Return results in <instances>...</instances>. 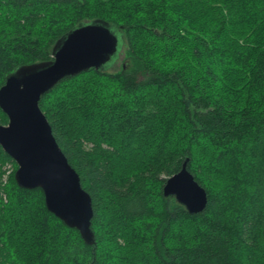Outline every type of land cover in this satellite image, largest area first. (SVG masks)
Segmentation results:
<instances>
[{"label":"trees","instance_id":"trees-1","mask_svg":"<svg viewBox=\"0 0 264 264\" xmlns=\"http://www.w3.org/2000/svg\"><path fill=\"white\" fill-rule=\"evenodd\" d=\"M93 20L118 53L39 107L91 197L95 243L17 185L0 146V264H264V0H0V86ZM186 159L207 192L197 214L162 193Z\"/></svg>","mask_w":264,"mask_h":264},{"label":"water","instance_id":"water-1","mask_svg":"<svg viewBox=\"0 0 264 264\" xmlns=\"http://www.w3.org/2000/svg\"><path fill=\"white\" fill-rule=\"evenodd\" d=\"M118 50V32L107 22L82 23L55 43L52 60L21 65L0 86V109L8 118L6 124L0 123V146L17 164V185L40 188L47 210L76 228L87 244L95 243L91 197L56 142L39 100L67 76L105 69ZM162 193L174 197L189 214L202 212L208 201L206 190L188 170L187 159L166 178Z\"/></svg>","mask_w":264,"mask_h":264},{"label":"rangeland","instance_id":"rangeland-1","mask_svg":"<svg viewBox=\"0 0 264 264\" xmlns=\"http://www.w3.org/2000/svg\"><path fill=\"white\" fill-rule=\"evenodd\" d=\"M123 62V59H122V54L120 53L119 56H118V59L116 62H114V64L112 65V67H110L109 69H114L115 67L119 68L121 66ZM108 65V63L105 64V66ZM106 69V68H105ZM3 170H5V174H4V178L3 180L5 181L6 180V177L7 175L12 171L13 169V165L11 163H5L3 165Z\"/></svg>","mask_w":264,"mask_h":264}]
</instances>
